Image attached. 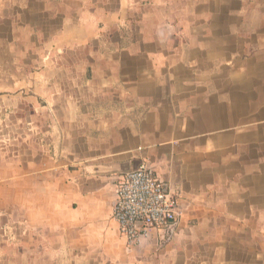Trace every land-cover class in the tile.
I'll list each match as a JSON object with an SVG mask.
<instances>
[{
  "label": "crops",
  "instance_id": "0c3cea01",
  "mask_svg": "<svg viewBox=\"0 0 264 264\" xmlns=\"http://www.w3.org/2000/svg\"><path fill=\"white\" fill-rule=\"evenodd\" d=\"M139 163L181 214L129 245ZM0 264H264V0H0Z\"/></svg>",
  "mask_w": 264,
  "mask_h": 264
},
{
  "label": "built area",
  "instance_id": "2783aa9c",
  "mask_svg": "<svg viewBox=\"0 0 264 264\" xmlns=\"http://www.w3.org/2000/svg\"><path fill=\"white\" fill-rule=\"evenodd\" d=\"M115 186L113 217L129 245H138L154 231L173 226L180 216L179 193L167 188L147 163L120 175Z\"/></svg>",
  "mask_w": 264,
  "mask_h": 264
}]
</instances>
